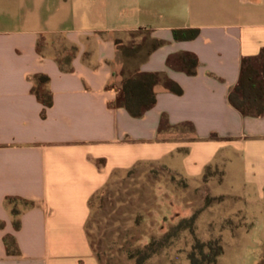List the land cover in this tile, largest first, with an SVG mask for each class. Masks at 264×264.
Segmentation results:
<instances>
[{
	"label": "crops",
	"instance_id": "obj_1",
	"mask_svg": "<svg viewBox=\"0 0 264 264\" xmlns=\"http://www.w3.org/2000/svg\"><path fill=\"white\" fill-rule=\"evenodd\" d=\"M193 28L194 38L173 36ZM136 31L145 37L127 40ZM119 48H137L134 72L161 73L182 92L159 81L155 104L132 116L117 101ZM263 50L264 0H0V264H100L93 199L142 164L191 179L213 166L215 190L243 222L264 220V113L228 100L242 58ZM184 53L197 57L194 74ZM181 126L189 137L171 132ZM11 197L32 202L18 204V229Z\"/></svg>",
	"mask_w": 264,
	"mask_h": 264
},
{
	"label": "rangeland",
	"instance_id": "obj_2",
	"mask_svg": "<svg viewBox=\"0 0 264 264\" xmlns=\"http://www.w3.org/2000/svg\"><path fill=\"white\" fill-rule=\"evenodd\" d=\"M145 36L133 32L127 40ZM134 48H119L124 76L134 74L129 65ZM185 126L171 130L189 137ZM213 166L191 179L165 165L142 164L123 180H114L93 199L91 232L100 264H201L209 250L202 244L220 239L223 253L217 264H264V220L238 211L236 201L215 190ZM248 225V227H247ZM205 255H202V253Z\"/></svg>",
	"mask_w": 264,
	"mask_h": 264
},
{
	"label": "trees",
	"instance_id": "obj_3",
	"mask_svg": "<svg viewBox=\"0 0 264 264\" xmlns=\"http://www.w3.org/2000/svg\"><path fill=\"white\" fill-rule=\"evenodd\" d=\"M197 34V28L173 30L175 39L194 38ZM136 49L134 48V50ZM179 56L185 71L189 74H194L196 72L197 57L193 53H184ZM37 78L42 82H46L48 79L47 76H39ZM159 81H163L166 88L176 94L182 92L181 87L176 82L161 73L134 72V74L123 77L117 96L118 103L132 116H141L155 104L156 93L154 85ZM33 92L43 105L49 106L51 104V95L47 90L39 91L33 88ZM228 100L245 116H260L264 113V50L256 56L242 58L239 78L236 85L230 90ZM162 121L165 122L164 117ZM211 137H215V134ZM7 202L12 204V224L15 229H18L20 226L18 204L29 206L32 202L15 197L7 198ZM1 225L2 223L0 222ZM4 243L8 253L17 254L19 252L13 236L7 235L4 238ZM202 245L209 250L210 254L207 255L208 262L217 264L219 257L223 253L220 239L208 240ZM201 253L204 255L203 252ZM97 255L99 257V254ZM189 257L194 264H201L200 261L195 259L194 254H190Z\"/></svg>",
	"mask_w": 264,
	"mask_h": 264
}]
</instances>
